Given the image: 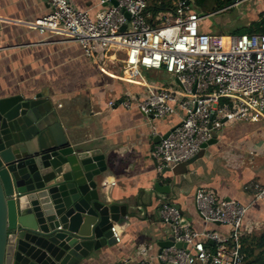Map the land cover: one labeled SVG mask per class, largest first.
<instances>
[{"label":"crops","instance_id":"crops-1","mask_svg":"<svg viewBox=\"0 0 264 264\" xmlns=\"http://www.w3.org/2000/svg\"><path fill=\"white\" fill-rule=\"evenodd\" d=\"M244 1L249 0H234L233 5ZM259 1L246 28L264 17V0ZM96 3L73 0L75 8L90 10L92 16L99 10ZM49 12L46 0H0V98L25 90L50 97L72 140L94 144L110 154L114 169L101 184L110 185L107 188L113 190L115 200L129 201L136 217L126 219L123 228L115 225L118 245L103 249L99 258L87 264H140L141 249L150 245L154 246L150 254H156L157 243L170 235L160 219L166 201L180 208L193 229L228 233L225 226L204 224L196 212L194 196L197 189L205 188L220 199L243 205L251 202L253 187L264 186V113L258 121L229 122L219 131L218 144L203 148L193 163L160 170L151 156L158 144L155 141L177 127L183 114L146 117L136 108L111 107L110 103L119 104L131 95L143 98L149 85L157 90L167 87L170 76L166 79L162 71L147 70L145 77L142 69L140 77H130L123 71L124 50L111 48L103 60H93L79 44L62 42L29 26ZM161 13L165 12L152 16ZM203 26L204 21L201 31L213 33ZM156 183L169 191L153 194ZM149 222L165 231L154 239L148 237L144 230ZM244 229L245 237L264 233V202L249 210Z\"/></svg>","mask_w":264,"mask_h":264},{"label":"built area","instance_id":"built-area-1","mask_svg":"<svg viewBox=\"0 0 264 264\" xmlns=\"http://www.w3.org/2000/svg\"><path fill=\"white\" fill-rule=\"evenodd\" d=\"M46 1L49 14L29 25L41 34L77 43L93 60H103L111 48L122 49L126 52L123 71L130 77H140L144 69L164 71L173 79L163 89L149 85L143 98L131 95L119 104L110 103L111 107L136 108L146 117L183 114L178 126L151 152L160 170L196 158L212 139V131L225 126L224 120L251 122L263 115L264 34L203 32L206 16L199 15L194 0H176L174 10L156 18L148 11L147 0H97L95 16L75 8L73 0ZM263 202L264 186L260 185L253 187L248 205L197 189L198 216L206 225L227 227L226 234L193 229L174 203L163 202L160 219L170 229L173 246L153 255L154 246H144L140 264H246L244 221L249 210ZM112 231L119 240L116 228Z\"/></svg>","mask_w":264,"mask_h":264},{"label":"water","instance_id":"water-1","mask_svg":"<svg viewBox=\"0 0 264 264\" xmlns=\"http://www.w3.org/2000/svg\"><path fill=\"white\" fill-rule=\"evenodd\" d=\"M63 120L54 101L33 90L0 98V264H87L118 245L115 225L136 217L101 184L114 169L110 154L72 140ZM219 135L212 131L203 148ZM165 191L154 185L153 194ZM173 240L158 242L159 251Z\"/></svg>","mask_w":264,"mask_h":264},{"label":"rangeland","instance_id":"rangeland-1","mask_svg":"<svg viewBox=\"0 0 264 264\" xmlns=\"http://www.w3.org/2000/svg\"><path fill=\"white\" fill-rule=\"evenodd\" d=\"M195 1V0H194ZM206 6H200L196 1L195 5L199 11V15L206 16L204 20V30L210 29L213 33H219L226 36L237 35V31L246 32L247 22L251 19L253 10H255L261 2L259 0L244 1L238 5H232L225 9H221L225 4H220L218 0H207ZM224 2V1H223ZM212 14V15H210ZM163 72V75L167 79V74ZM143 76L147 77V70L143 69ZM173 84V79L169 78ZM226 123L225 125H227ZM165 230L153 222H149L148 228L144 230V233L149 237H156L162 234Z\"/></svg>","mask_w":264,"mask_h":264},{"label":"trees","instance_id":"trees-1","mask_svg":"<svg viewBox=\"0 0 264 264\" xmlns=\"http://www.w3.org/2000/svg\"><path fill=\"white\" fill-rule=\"evenodd\" d=\"M149 7L148 11L154 15L161 11L168 12L174 10L176 0H147ZM200 6H206L207 0H195ZM220 4H225L221 9H225L233 5L234 0H218ZM224 1V2H223ZM264 34V17L258 22L246 28V32L237 31V35L243 34ZM244 251L248 254L246 264H264V233L255 237L244 238Z\"/></svg>","mask_w":264,"mask_h":264}]
</instances>
